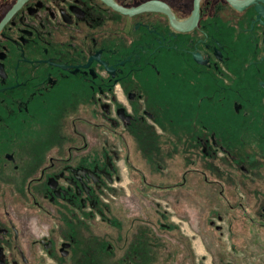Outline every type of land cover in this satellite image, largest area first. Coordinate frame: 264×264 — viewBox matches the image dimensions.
<instances>
[{"label": "flooded vegetation", "instance_id": "1", "mask_svg": "<svg viewBox=\"0 0 264 264\" xmlns=\"http://www.w3.org/2000/svg\"><path fill=\"white\" fill-rule=\"evenodd\" d=\"M208 228L264 239V0H0V264H202Z\"/></svg>", "mask_w": 264, "mask_h": 264}, {"label": "rangeland", "instance_id": "2", "mask_svg": "<svg viewBox=\"0 0 264 264\" xmlns=\"http://www.w3.org/2000/svg\"><path fill=\"white\" fill-rule=\"evenodd\" d=\"M129 143L131 145V148H130L131 161L129 163L132 166L138 165V152L136 151V148L132 147L133 145H135V143L133 144L131 141ZM127 168H129V167H127ZM127 171H128V169H127ZM129 171L131 172L130 180L134 181L133 182L134 187L132 188V191H133L132 199L133 200L132 199L129 200L130 197H128V196L127 197H125V196L120 197L119 203L116 206L117 211H114L116 216H119L120 218H125L126 221L124 220V222L126 223V225L128 227L133 224V222H131V220L134 219L136 216L139 218V220L140 219L142 220V218L144 219L145 216H147V214H149V216H151L152 214L154 215V208H155V204L157 202L156 201L157 199H155V200L152 199L153 195L151 193H149L148 196H145L146 194L142 195L141 193H139L138 187L140 185H139V181H138V172L134 168V166L132 168H129ZM152 190L153 189H150L149 191L152 192ZM196 190L197 191H193V192H201L202 187H201V189L198 187ZM192 199L197 200V201L191 202L190 205L189 204L186 205L185 202L183 201L182 204L180 203L177 206H178V211H180V213L183 212L185 214V210H187L186 215H190L189 217L194 222H196L198 219V213L201 211L203 206L199 205L200 200H199V197L197 195L194 196ZM205 201H207V200H205ZM203 203H205V202H203ZM207 203H209V201ZM200 204H201V202H200ZM118 209H119V211H118ZM175 217L177 220L182 219V218H179L180 216H178V215H175ZM181 223L183 225H185L187 228L188 222H186V220H185V222L183 221ZM188 229H187V231H189L192 234L193 231L188 230ZM211 229L212 228H208V230L206 231V239L210 242L207 244L206 250L204 249V247L199 245L198 242L200 240L198 238H193L192 245H194V243H195V245L197 246L196 249L199 246L202 247V248H200V251H199L200 255L198 253L196 255L198 257H201L202 253L205 252L206 260L202 264H229V263H232V264H264V248L262 247V246H264V239L262 237L263 234H259V235H262L259 238L261 243L260 242L254 243V246H256L255 248L252 249V248L238 246L237 249H234V248L230 247V243H229V242L234 241V239L231 238L232 236H229V238H227V236L225 235L226 238L224 236L223 243H221V241H219L218 233L215 231L212 232L213 229L212 230ZM113 231L115 232V230H113ZM244 233L245 234H243V235H246V236H248L247 234H250V232H244ZM172 235H174V238L171 239V241L174 244L176 243V245H179L178 242H179V239H181L180 233L177 232V233H174ZM194 240H196V241H194ZM241 240H243V239H241ZM249 240H250V242L256 241V239H253V237L251 238V236H250ZM242 242H243V244H245L244 241H242ZM176 249H178V251H179L177 253V256H181L183 253V250H180L179 246ZM162 251L164 252L165 255H163L162 253L158 254V256H157L158 261L155 260L152 263H154V264H176L177 263V262L172 260L174 258L173 256L170 257V253L172 252L170 247H168V249H166V250L162 249ZM221 257L223 259H221ZM165 258L167 261L165 260Z\"/></svg>", "mask_w": 264, "mask_h": 264}]
</instances>
